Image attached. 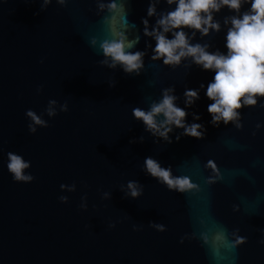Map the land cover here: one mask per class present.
<instances>
[{
    "label": "water",
    "instance_id": "95a60500",
    "mask_svg": "<svg viewBox=\"0 0 264 264\" xmlns=\"http://www.w3.org/2000/svg\"><path fill=\"white\" fill-rule=\"evenodd\" d=\"M117 3L126 9L121 22L127 35L139 37L132 50L146 51L139 75L99 63L98 44L111 33L103 19L109 13H98L96 0H67L63 6L53 0L43 11L38 0H0V264H264V97L239 110L240 129L223 122L214 127L205 96L214 72L190 60L175 68L151 60L155 40L143 35L141 23L147 18L151 29L157 18L147 17L149 0ZM156 7L161 12L175 5L161 0ZM249 7L243 5L241 13ZM234 14L227 7L214 13L221 30L204 37L197 32L191 42L226 53L223 20ZM93 37L96 47L89 43ZM167 87H174L182 108L184 91L199 89L200 98L186 108V122L203 124V139L177 141L183 129L173 127L168 143L133 118V108L147 110ZM50 99L67 102L68 111L45 114L48 127L29 133L26 110L41 114ZM192 113L200 120L193 121ZM140 136L142 143H130ZM9 151L30 161L25 171L33 175L31 182L12 179ZM149 156L170 166L173 175L190 177L199 191L167 189L144 171ZM209 159L219 175L204 167ZM129 180L143 185L138 198L120 190ZM73 183V192L60 189ZM103 192L110 198L102 199ZM84 194L86 210L79 207ZM217 228L238 229L246 242L214 253L200 233L211 237Z\"/></svg>",
    "mask_w": 264,
    "mask_h": 264
},
{
    "label": "clouds",
    "instance_id": "9594fccd",
    "mask_svg": "<svg viewBox=\"0 0 264 264\" xmlns=\"http://www.w3.org/2000/svg\"><path fill=\"white\" fill-rule=\"evenodd\" d=\"M38 2L40 10L43 11L53 0H38ZM66 2L67 0H55V3L61 6ZM160 2L161 0H149L147 17H157L151 29L147 18L141 20L143 35L155 40L150 59L161 60L164 65L172 68L180 65L182 61L190 60L191 64L199 66L202 70L214 72L205 90V96L211 101L207 106L211 116L209 123L214 127H218L221 122L224 125L232 123L240 129L242 123L239 110L242 107L256 106L258 98L264 97V0H164L169 6L174 4L175 8L158 12L156 6ZM96 4L98 13L104 11L109 13L103 19L108 23L111 33L110 39H103L98 44L103 56L99 63L109 69L119 67L125 74L139 75L144 67L146 51L132 50L139 42V37L129 38L127 25L121 22L126 16L124 4L117 3V0H96ZM245 4H250V7L241 13V8ZM224 7L235 13L226 16L223 20L224 25L227 26L226 53L219 50L209 51L208 43H192L197 32L204 37L209 35L210 31L221 30V24L214 19V13ZM186 28L191 30V34L184 30ZM169 33L171 38L167 35ZM89 43L96 47L98 42L93 37ZM149 46L146 43V49ZM191 64L186 66L190 67ZM109 86H114V82L110 81ZM200 88H204V85L201 84ZM41 89L42 86H38L37 93ZM183 95L185 107L182 108L175 103L178 97L174 95V87L163 88L158 101H151L147 110L140 107L133 108L132 116L143 123L146 132L168 143L172 142L169 133L173 131V127L183 129V132L175 137L177 141L181 136L203 139L206 132L204 125L186 122L189 115L186 108L191 107L200 98L199 89H186ZM260 106L264 107V104ZM66 111H68L67 102L58 104L54 99L48 101L41 114L31 109L26 110L29 133H35L38 127H48V121L43 118L45 114L51 118L58 112ZM192 119L198 121L200 115L192 113ZM256 127L259 128L260 125L257 124ZM143 141L144 137L140 136L130 143ZM7 159L6 167L14 181L29 183L34 179L31 173L25 171L31 167L30 161L11 151L7 153ZM204 167L219 175L213 160H207ZM143 169L171 191L178 193L199 191V185L192 182L190 177L173 175L170 166L162 167L150 156L144 159ZM209 182H213L211 176ZM60 189L73 192L76 190V184H61ZM120 190L124 192L125 197L138 198L143 193V185L138 181L129 180L126 185L120 186ZM110 195L109 192H103L102 199H109ZM58 199L62 203L68 201L65 195L59 196ZM86 201L87 194H84L79 205L81 209H87ZM149 226L160 232L165 230L163 224L150 222ZM109 227H115V224L110 223ZM140 227L142 226L133 225L134 230H139ZM238 231L236 229L232 233H226L225 230L217 228L211 237L205 232L200 233V237L206 244H211L214 253H218L221 248L235 249L246 242V237L238 235ZM229 236L232 239H228ZM260 242L264 243V240Z\"/></svg>",
    "mask_w": 264,
    "mask_h": 264
}]
</instances>
